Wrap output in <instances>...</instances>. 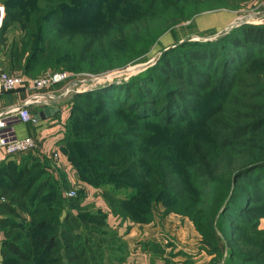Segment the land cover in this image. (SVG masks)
<instances>
[{
    "label": "trees",
    "instance_id": "16d2710c",
    "mask_svg": "<svg viewBox=\"0 0 264 264\" xmlns=\"http://www.w3.org/2000/svg\"><path fill=\"white\" fill-rule=\"evenodd\" d=\"M0 1L7 9L0 29L5 66L32 76L69 56L54 47L64 31L77 43L79 61L98 54L121 63L146 52L158 28L192 17L205 2L224 3ZM75 32L83 35L79 42ZM183 46L185 55L168 51L128 81L77 94L61 149L76 181L101 188L112 213L147 222L153 203H163V212L194 222L209 252L222 240L224 264H264L257 219L264 217V57L241 66L251 49L263 53L264 24L245 21L228 35ZM21 154L0 160L1 264H120L129 243L109 210L85 208L83 193L65 195L68 173L49 169L51 156Z\"/></svg>",
    "mask_w": 264,
    "mask_h": 264
},
{
    "label": "rangeland",
    "instance_id": "374dc122",
    "mask_svg": "<svg viewBox=\"0 0 264 264\" xmlns=\"http://www.w3.org/2000/svg\"><path fill=\"white\" fill-rule=\"evenodd\" d=\"M40 1L42 3L46 2V0H38V2ZM96 1L99 2V0H96ZM0 3H3L5 5L3 1H0ZM210 3L205 2L203 5H201L200 7L201 9H199L192 17L188 19L172 24L170 27H167L165 29L158 28L156 31L157 37L154 40V42L150 45L149 49L143 54L138 55L132 60H128L126 62L120 63L119 59L116 58L117 57L116 55L107 57V59H101L100 57L98 58V54L91 55L90 57H88L89 59L83 58L81 59V61H79L78 54L76 53L77 43L70 45L67 42V39L70 36V31H64L63 35L57 34V35H62V36L56 38L54 47L56 49L59 47H62V49L59 50L61 53L58 52L59 55H62L67 50H69V56L66 58L62 55L59 60H56L54 62L53 67H48L46 69H43L39 74L40 75L45 74L48 71H51L53 69H66L70 72L75 73V75L78 76L79 79L86 78V80L84 81L85 83L79 85L77 89L69 93V95H67L64 99L66 101L65 102L66 110H68L67 111L68 116L66 117V120H68V117L71 113V110L75 102L74 98L77 94H84V93L95 91L99 89V87H102L104 85L106 86L109 83H113V82L123 83L125 81H128L129 79L132 78V76L139 74L142 71L146 70L151 65L158 63L159 59H161L160 57H163V55H167L168 51L172 50V51L180 53L181 55H185V46H183L185 42L200 41V40L201 41L215 40L221 37L222 35H228L233 31L234 28H236L238 25L241 24L240 22L239 23L237 22L240 19H243V17L246 18L247 22L254 21V23L264 24V14L261 15L262 17L258 16L256 20H252L253 19L251 15L252 12L260 11V9H262L259 3H257L258 6L255 5L256 7L253 5L251 9L238 10L236 13L237 15H235V17L230 20H229V17H227V20H225L226 19L225 16L220 15V12L217 11V9L214 10L213 9L214 7H212ZM6 15H7V9H6ZM246 20H244V22ZM229 21H231L230 24H228ZM55 31H58V29H56ZM22 33H23V27H20V28H17L11 31L8 37L10 39L13 37H19ZM73 37L75 38L74 42H79L82 39L83 35H80L78 32H75L73 34ZM8 43L10 44L9 41ZM7 47L8 46L3 48V46L0 45V71L7 70V71L22 73L25 75H30L29 73H26L22 69H16V70L7 69V67L5 66V61L8 56ZM175 52H173L172 54H174ZM75 56H77V58ZM262 57H264V50H263V53L260 55L259 51H256L255 49H251L250 52L246 53V55L243 57V65L241 66L243 67L249 66L250 63L252 64V62L258 61L260 60L259 58H262ZM66 61L68 65H66ZM69 63H71L75 67H70ZM100 65L102 66L106 65V66L99 68ZM207 75L211 77V73H208ZM92 97L96 98V96H92ZM21 157H22V154L19 157H17V159H20ZM41 158L43 159V157ZM57 163L58 162L55 161L54 159L50 160V163H48L49 169H51L53 172H56V173H58L57 170H59V166L57 165ZM74 177L76 180V177H77L76 173L74 174ZM88 184L90 183L82 184L81 182H77V181L75 183L71 182V186L68 189H66L65 195L68 190L72 188H76L77 194L75 195H81L82 193L85 194L84 200L82 202L84 205H86L85 208H89L91 210L93 208L96 209L98 207L103 208L101 205H104L107 203L100 193L102 189L97 188L96 186H93L92 184H90L89 185L90 187H89ZM91 188L92 190L90 191ZM102 200L104 201L103 204L101 203ZM107 207H108V204H107ZM152 207H154V210H155L153 219L157 216L161 217L162 215L164 216L168 214V213L163 212L164 207H165L163 203L162 204L153 203ZM108 210H109V207H108ZM109 213L114 214L110 210H109ZM170 213H173V212H170ZM174 213H178V212H174ZM114 215L118 220H125L126 223H128L127 221H133L132 219H129V218L124 219L122 216H119L116 214ZM257 219L259 221V227L260 228L264 227V217H258ZM119 225L120 223L118 225L115 224L113 226L117 228L120 233L123 234L124 232L120 229ZM218 245L220 246V249L217 252H215V254H216L217 259L221 260L222 264H224L228 257V250L222 240H219ZM239 248L241 247H238L235 249H239ZM106 255H107V251H106ZM105 259H107V257Z\"/></svg>",
    "mask_w": 264,
    "mask_h": 264
},
{
    "label": "crops",
    "instance_id": "0c3cea01",
    "mask_svg": "<svg viewBox=\"0 0 264 264\" xmlns=\"http://www.w3.org/2000/svg\"><path fill=\"white\" fill-rule=\"evenodd\" d=\"M257 3L262 9L252 12V20H256L260 13L264 14V0H224L222 5L215 6L213 9H217L220 15H224L225 20L227 17L230 20L237 15L238 10L251 9ZM230 23L231 21L228 22V24ZM26 94L27 90L25 89L19 92L5 93L0 108L21 100ZM34 107L36 109L39 106L35 105ZM63 116V118L61 115L58 117L57 115L39 116L40 119L36 122L16 120L11 123L10 131L15 136H37L39 144L34 152L41 157H50V151L54 147L61 148L60 143L65 133L64 122L67 112ZM59 117L63 122L59 120ZM7 156L0 148V160ZM57 162L59 168L68 173L70 181L75 183L73 168L62 149H60V160ZM81 183L85 184V182ZM101 203L103 204L104 201L102 200ZM101 206L108 210L107 204ZM108 219L113 225L120 223L119 227L129 243L128 254L120 264H222V261L217 259L215 252H209L203 246L202 236L188 216L173 212L161 217L157 216L147 222L127 221L128 223H126L125 220H118L114 214L109 213ZM3 238L4 232L0 229V249ZM1 259L0 250V264Z\"/></svg>",
    "mask_w": 264,
    "mask_h": 264
},
{
    "label": "built area",
    "instance_id": "2783aa9c",
    "mask_svg": "<svg viewBox=\"0 0 264 264\" xmlns=\"http://www.w3.org/2000/svg\"><path fill=\"white\" fill-rule=\"evenodd\" d=\"M0 29L3 26L6 7L0 3ZM262 17V16H261ZM86 78L79 79L75 73L66 69L51 70L38 76L25 75L18 72L0 71V103L5 93L27 90L26 96L21 100L9 103L0 108V148L7 155H19L30 150L35 151L38 147V137L35 135L15 136L10 131L13 121H39L36 113L46 107L59 106L54 115H61L63 118L66 110L65 97L85 83ZM39 106L34 109V106ZM34 107V108H33ZM59 117V120H63ZM60 121V125L62 124ZM60 147H54L50 156L60 160ZM67 195L77 194V189L72 188L66 192Z\"/></svg>",
    "mask_w": 264,
    "mask_h": 264
},
{
    "label": "water",
    "instance_id": "95a60500",
    "mask_svg": "<svg viewBox=\"0 0 264 264\" xmlns=\"http://www.w3.org/2000/svg\"><path fill=\"white\" fill-rule=\"evenodd\" d=\"M263 15L262 13H260L258 16ZM256 16V15H254ZM244 20H246V18L240 19L237 23L239 22H243ZM59 110V106H51V107H46L43 110H41L39 113H36V116H40V117H45V116H52L54 115L57 111Z\"/></svg>",
    "mask_w": 264,
    "mask_h": 264
},
{
    "label": "snow or ice",
    "instance_id": "6c2138e0",
    "mask_svg": "<svg viewBox=\"0 0 264 264\" xmlns=\"http://www.w3.org/2000/svg\"><path fill=\"white\" fill-rule=\"evenodd\" d=\"M0 11H2V10H0Z\"/></svg>",
    "mask_w": 264,
    "mask_h": 264
}]
</instances>
